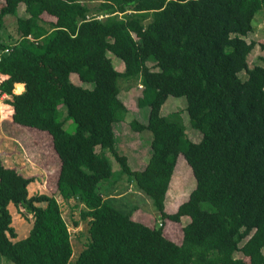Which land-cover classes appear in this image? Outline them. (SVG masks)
<instances>
[{
    "label": "trees",
    "instance_id": "1",
    "mask_svg": "<svg viewBox=\"0 0 264 264\" xmlns=\"http://www.w3.org/2000/svg\"><path fill=\"white\" fill-rule=\"evenodd\" d=\"M21 2L28 16L19 14ZM258 13L264 0H4L0 96L8 94L15 123L53 139L61 158L56 190L89 223L75 264H240L237 253L264 264V59L250 63L256 43L247 39ZM7 15L15 16L17 36L5 39ZM16 83L23 92L13 94ZM133 86L142 89L136 114L121 98ZM170 96L185 97L187 106L164 113ZM186 111L202 136L190 134ZM70 120L73 132L65 128ZM121 121L151 132L145 164L135 155L132 165L116 140ZM180 155L197 184L169 213ZM111 158L120 166L116 178ZM35 179L0 158V254L14 264H69L70 235L54 218L51 195H30ZM132 184L159 213L154 224L132 200L116 205L108 197L110 188L126 192ZM10 204L33 215L24 238ZM186 215L193 221L177 241L165 224Z\"/></svg>",
    "mask_w": 264,
    "mask_h": 264
},
{
    "label": "rangeland",
    "instance_id": "2",
    "mask_svg": "<svg viewBox=\"0 0 264 264\" xmlns=\"http://www.w3.org/2000/svg\"><path fill=\"white\" fill-rule=\"evenodd\" d=\"M3 2L4 0H0V6L3 5ZM19 14L21 16H28L25 3L23 2H21L19 6ZM262 14L263 13H258L256 15L254 20L255 30L247 37L248 41H254L256 43L255 49L249 56L250 63L252 64L264 59V14ZM6 19V26L2 31L3 38L6 39V37H9L10 35L16 37L17 26L15 23V16L7 15ZM41 20L46 24H51L54 23L55 18L51 15L44 14L41 16ZM5 39H3V41L7 42ZM109 55L118 70H125V63L122 59L113 53H109ZM261 63H263V61H261ZM4 78L5 75L0 73V82ZM72 79L77 83H81L76 74H72ZM121 82L122 80L120 83ZM126 85L127 83H123L124 87ZM21 89L23 90V87L21 88L17 85V90L14 89L13 94H17ZM141 94L142 89L135 86L129 89H123L121 92L122 100L135 114L139 113L136 99ZM7 97L9 96L6 93L0 96V158L6 164L20 167L24 170L25 174L36 176V179L29 185L30 195L36 193H47L51 195L52 201L50 202L49 207L51 211L54 210V218L60 221V224L64 226L70 235V241L73 246L71 248L73 256L69 264H75L79 253L84 248L85 242L88 240L89 223L87 220H81V208L74 207L76 201L72 199L67 202L56 190L61 158L55 150L52 137L41 130L24 127L15 123L12 119L13 111L11 106L7 105L5 102ZM185 105L187 106V100L185 97L170 96L163 105L162 110L164 113H166V111L171 112L180 110ZM59 109L65 111V106L61 105ZM145 112L146 114L142 119L147 121L149 109L146 108ZM182 115L185 125L189 128L190 134L195 135L194 139L198 136H202L200 132L191 129L190 117L187 111L182 113ZM132 118L133 115L129 114L127 120L130 121ZM65 128L68 132H73L76 130V124L70 120L65 125ZM115 131L116 140L118 143L123 144L122 149L124 153L129 155L132 165L135 166L139 160L140 163L145 164V160L148 159L147 145H149L151 140V132L148 131V133L143 134L132 132L127 121L116 123ZM135 155L139 160H134L133 156ZM111 160L115 172L113 178H116L118 176L117 172L120 171V166L115 159L111 158ZM142 166L144 165L142 164ZM38 175H40V177H38ZM125 178L126 177L123 176V178L116 184L119 186L122 185V187L123 185L125 186ZM196 184L192 169L187 163L185 157L180 155L166 195V211L169 213L176 212L179 206L188 199L190 193L196 187ZM122 187L117 188L114 186L110 188V191L108 192V197H113L116 205H121L126 199H129V201L132 200L134 205H139L137 212L143 216V220L148 219L152 224L155 223V217H158V220H160L161 217L151 200L137 192L138 190L134 184L130 185L126 192H123ZM45 206H48V203H46ZM10 208L13 215V226L18 232V239L26 237L32 227L33 215L26 211L23 206L17 207L14 204H10ZM75 221H79L78 225ZM192 221L193 217L191 215L183 216L179 222L168 220L165 224V230L171 238L181 241L186 226ZM237 257L240 259V264H250V258L242 253H237ZM0 264L14 263L0 254Z\"/></svg>",
    "mask_w": 264,
    "mask_h": 264
},
{
    "label": "crops",
    "instance_id": "3",
    "mask_svg": "<svg viewBox=\"0 0 264 264\" xmlns=\"http://www.w3.org/2000/svg\"><path fill=\"white\" fill-rule=\"evenodd\" d=\"M19 84H22V87H23V90L25 89V84L24 83H16L15 84V89L17 90V85H19ZM23 90L22 91H20V92H18V93H21V92H23ZM17 92V91H16ZM17 93V94H18Z\"/></svg>",
    "mask_w": 264,
    "mask_h": 264
}]
</instances>
